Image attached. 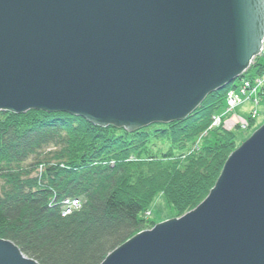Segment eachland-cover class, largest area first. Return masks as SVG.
I'll return each mask as SVG.
<instances>
[{
    "label": "water",
    "instance_id": "1",
    "mask_svg": "<svg viewBox=\"0 0 264 264\" xmlns=\"http://www.w3.org/2000/svg\"><path fill=\"white\" fill-rule=\"evenodd\" d=\"M263 42L264 0H0V110L128 132L181 121ZM0 264L37 263L0 239ZM102 264H264V126L196 210Z\"/></svg>",
    "mask_w": 264,
    "mask_h": 264
},
{
    "label": "trees",
    "instance_id": "2",
    "mask_svg": "<svg viewBox=\"0 0 264 264\" xmlns=\"http://www.w3.org/2000/svg\"><path fill=\"white\" fill-rule=\"evenodd\" d=\"M251 72L263 74L264 55ZM224 99L212 94L184 120L134 132L0 112V239L37 264H102L152 229L146 212L158 195L180 216L194 210L235 151L233 134L220 130L192 151ZM66 199L79 209L65 214Z\"/></svg>",
    "mask_w": 264,
    "mask_h": 264
},
{
    "label": "rangeland",
    "instance_id": "3",
    "mask_svg": "<svg viewBox=\"0 0 264 264\" xmlns=\"http://www.w3.org/2000/svg\"><path fill=\"white\" fill-rule=\"evenodd\" d=\"M260 53L264 54V42ZM257 57L258 56H255L254 61L250 62V66L248 67V69L240 76L239 82H233L230 84V88L216 90L206 97L208 98L210 95L219 93L221 91L225 92V99L222 102L223 104L220 107V109L218 110L216 109L215 113L213 114L214 116L212 117L211 126L195 142L192 151L201 148L205 144L206 140H213L214 139L213 131L220 130L223 132H229L233 134L235 139V151L233 153H235L249 139H251V137L258 130H260L264 126V92L262 91V88H264V72L261 75L253 74V76H249L252 68L258 61ZM230 101L234 102V104H230L229 103ZM30 111H38L42 113L44 112L39 110H30ZM0 112H10V111L0 110ZM47 114H66V113L57 112V113H47ZM152 125H156V124H152ZM148 127L149 126H147V128ZM1 186L2 183L0 181V190H1ZM80 205L81 202H79L76 199L75 200L66 199L63 201V207L68 208L69 206L71 210L69 208L68 209L71 212L78 210ZM196 209L197 207L194 210ZM183 216L184 215L180 216L170 206V204L166 201L163 195H158L146 212L147 219L152 223L151 225L152 229H154L157 225L161 223H165L166 221H170L174 219L176 220L181 219Z\"/></svg>",
    "mask_w": 264,
    "mask_h": 264
},
{
    "label": "bare ground",
    "instance_id": "4",
    "mask_svg": "<svg viewBox=\"0 0 264 264\" xmlns=\"http://www.w3.org/2000/svg\"><path fill=\"white\" fill-rule=\"evenodd\" d=\"M263 55H264V54H261V53H260L259 56L257 57V60H260V59L263 57ZM252 61H254V58L252 59ZM249 76H253V73L250 72ZM250 78H251V77H250ZM262 90H264V88H262ZM261 94H262V93H261ZM259 95H260V93H259ZM196 110H197V109H196ZM196 110H195V111H196ZM23 114H24V113H23ZM19 115H21V114H19ZM160 124H161V123H160ZM168 124H169V123H168ZM113 127H114V126H113ZM115 128H116V127H115ZM120 129H124V128H120ZM124 130L127 131L126 129H124ZM222 172H223V171H222ZM221 174H222V173H221ZM219 178H220V177H219ZM218 180H219V179H218ZM191 212H193V210L190 211V212H187L186 214H184V216L190 214ZM184 216H183V217H184ZM183 217H182V218H183ZM174 220H176V219H174ZM166 222H168V221H166ZM4 241H5V240H4ZM8 242H9V241H8ZM10 243H11V242H10ZM13 245H14V244H13ZM19 251H20V250H19ZM20 252H21V251H20ZM22 255H23V254H22ZM23 256H24L26 259L30 260V259H29L28 257H26L25 255H23ZM31 260H32V259H31Z\"/></svg>",
    "mask_w": 264,
    "mask_h": 264
},
{
    "label": "built area",
    "instance_id": "5",
    "mask_svg": "<svg viewBox=\"0 0 264 264\" xmlns=\"http://www.w3.org/2000/svg\"><path fill=\"white\" fill-rule=\"evenodd\" d=\"M229 103L234 104V102H231V101ZM68 208L71 210V208L69 206H68ZM68 208H66V210H65V214H67V215L70 214V212H71Z\"/></svg>",
    "mask_w": 264,
    "mask_h": 264
}]
</instances>
